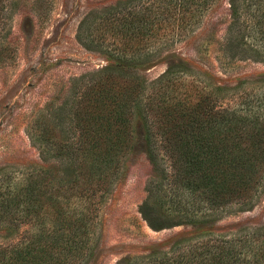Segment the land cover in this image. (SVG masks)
<instances>
[{
    "label": "trees",
    "instance_id": "1",
    "mask_svg": "<svg viewBox=\"0 0 264 264\" xmlns=\"http://www.w3.org/2000/svg\"><path fill=\"white\" fill-rule=\"evenodd\" d=\"M12 1L0 0V64L11 55L2 40ZM217 1H120L87 16L78 40L141 68L193 34ZM229 3L226 48L264 63V0ZM191 73L174 65L148 84L106 67L75 79L60 140L46 123L34 133L42 162H57L58 171L0 169V264H87L100 206L136 123L159 172L139 207L152 230L210 224L233 209H252L264 187V75L221 88L188 81ZM129 264H264V228L184 238Z\"/></svg>",
    "mask_w": 264,
    "mask_h": 264
},
{
    "label": "rangeland",
    "instance_id": "2",
    "mask_svg": "<svg viewBox=\"0 0 264 264\" xmlns=\"http://www.w3.org/2000/svg\"><path fill=\"white\" fill-rule=\"evenodd\" d=\"M120 1L126 0L12 1L2 40L11 55L0 64V169L31 171L45 167L56 173L57 162H42L35 130L42 123L49 124L52 138L59 141V133L70 124L69 107L77 87L74 80L106 67L132 73L149 84L171 66L184 65L192 71L188 81L205 79L221 88L264 75V63L241 59L250 53L226 48L232 23L229 0H218L193 34L159 50L160 58L151 59L141 68L125 66L99 46L81 44L79 26L87 16ZM63 105L69 106L61 110ZM138 124H134L131 148L122 159L119 175L100 206L92 257L87 264H129L166 252L184 238L264 228L263 187L250 210L233 209L210 224L152 230L139 207L147 200L159 172L148 157L144 131Z\"/></svg>",
    "mask_w": 264,
    "mask_h": 264
}]
</instances>
